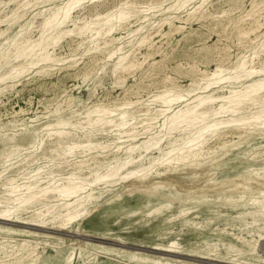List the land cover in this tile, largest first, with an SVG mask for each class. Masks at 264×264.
Listing matches in <instances>:
<instances>
[{"label":"rangeland","instance_id":"obj_1","mask_svg":"<svg viewBox=\"0 0 264 264\" xmlns=\"http://www.w3.org/2000/svg\"><path fill=\"white\" fill-rule=\"evenodd\" d=\"M17 1L0 0V47L3 51L10 52L8 59L11 61L0 60V77L12 68L14 73L12 77L0 80V155L4 156H0V170L10 165L12 161L14 164L4 171L3 178L11 175L21 177L22 173H18V164L21 160L18 164L16 161L30 153L34 160L27 166L26 171H32L40 164L46 167L43 173L51 168L54 169V175L57 178H61L62 175L67 176L71 172L81 177L89 178L88 175H90L91 178L97 171H105L108 164H114L117 157L125 158V148L130 144L139 145L141 141L157 133L166 114L176 110L180 104L192 100L197 91L191 93L185 91L194 88L204 73L207 74L209 70L211 73L215 66L218 67L221 64L223 68H231L236 59L238 60L243 54L242 57L248 60L247 68L255 66L256 70H259L260 67H264V0H255V4H253L254 0H236L237 3L235 0H229L230 2L228 0H191L185 3L187 5L184 4L185 6L177 8L178 0H87L71 11L70 18L61 25L65 31L60 34L58 42L49 47V51H52L57 61L40 62L24 68L20 73L15 72L14 68L19 62L17 58L15 59L14 46L9 45V42L16 38L22 41L29 38L31 41L33 39V42L37 41L42 32L40 27L42 28L44 20L55 8L67 0ZM115 6H123L127 9L126 11L130 12L129 17L120 23L122 27L119 24L111 32L98 39V42L92 40L94 37L90 30L84 33H78L76 30L68 31L75 26L73 24L77 18L76 23L81 25L116 9ZM144 15L146 17H143ZM102 22L95 25L99 26ZM260 32L263 34L260 35ZM114 35L116 39L111 43L103 42L104 38ZM243 41L245 43H241ZM115 46H118L119 50L110 56L109 51ZM122 50L124 51L121 52ZM122 54L129 55L127 59L130 58L135 65L130 68L115 69L114 64L118 56ZM46 69L49 71L47 72ZM257 77L260 76L258 74L254 76V78ZM229 85V82L220 81L214 88L218 93H222L229 90ZM167 88H173L171 93L181 92L184 97L182 96L174 103L170 110L165 111L166 113L157 116L158 120L155 118L156 121L151 122L149 130L144 129L143 126L147 123L146 118L162 107L160 102L155 100L157 94ZM127 102H129V107L127 104L124 107L123 103ZM217 103L220 104V102ZM97 105L112 107V112L108 114L109 119H117L120 111L127 110V119H130H128V125L134 124L138 129L136 139L128 138L113 126L109 127L110 129L93 130L90 140L86 141L83 135L88 130L86 114L90 108L94 109ZM96 113L93 112L92 115L95 114L93 116L96 117L100 114ZM57 118L69 120L67 126L65 125L62 129L70 132L71 139L63 142V148L72 142L87 143L90 146L97 144V146L86 151L79 146L76 148V153L66 156L57 154L59 151H52L53 143L49 140H45L43 144L34 143V135L39 134L46 139L55 132L56 128L52 130L44 126L54 122ZM237 128L236 126H221L218 133L216 131L208 138L204 144L206 147H204L203 155L195 163H173L170 169H166L160 161L164 158L161 157L163 155L152 149L144 151L142 159H137L134 164H130L128 169L135 167L138 163H143L148 169L142 171H146L145 177L121 180L102 192L98 188L95 189L94 195H98L95 206L88 210L86 216L78 224L59 230L50 225L38 228L0 221V225L11 227L17 232H0V242L3 241L8 248L15 247L21 241L34 246L38 244L36 252L40 254V257L33 262L27 261L25 264H63L68 256L70 258L74 256L69 264H178L182 262L233 264L215 259L229 260L237 253L238 246L248 251L252 247L254 249L235 255V257L246 256L251 261L250 264H264V212H253L258 205L264 204V129L253 126H242L238 128L239 130ZM118 132L120 133L117 134ZM174 134L172 136L177 135V133ZM9 136H13L15 141ZM163 143L165 149H168L166 142ZM104 144L109 148L103 149L101 146ZM16 146L18 157H5L7 152ZM63 148L59 149L60 153L63 152ZM142 149L136 150L134 155L137 156L139 150ZM109 152L113 153L109 154ZM151 157L156 158L158 162L150 165ZM79 161H83L81 170L74 165V162ZM19 181H21L20 178ZM0 195H3L2 189H0ZM244 236L247 239H242ZM170 241L180 246L183 253L162 252L152 248L157 243ZM230 244L236 247H233L230 253H226ZM242 259L245 258L242 257Z\"/></svg>","mask_w":264,"mask_h":264},{"label":"bare ground","instance_id":"obj_2","mask_svg":"<svg viewBox=\"0 0 264 264\" xmlns=\"http://www.w3.org/2000/svg\"><path fill=\"white\" fill-rule=\"evenodd\" d=\"M17 1V0H16ZM24 1V0H23ZM87 0H67L62 5L55 8L50 15L44 20L42 24V32L40 33V37L37 41L33 42L29 40H20L12 39L9 42V45L12 44L15 49V59L17 58L18 66L15 72H22L23 69L26 67H30L32 65H36L40 62H51L57 59L54 55L49 51V47L51 45H55L59 38L60 34L63 33V29L61 25H63L69 18L71 11L76 8L77 6L82 5ZM125 1V0H124ZM129 1V0H128ZM162 1V0H161ZM191 0H178L176 4L177 7H181L186 2ZM229 1V0H228ZM255 1V0H254ZM19 1H17L18 3ZM45 2V1H44ZM122 2V1H121ZM230 2V1H229ZM236 2V0H235ZM258 2V1H257ZM164 3V2H163ZM162 3V4H163ZM174 3V2H173ZM180 3V4H179ZM237 3V2H236ZM256 1L253 3L255 4ZM133 4V3H132ZM136 4V3H135ZM134 4V5H135ZM150 4V3H149ZM152 4V3H151ZM155 4V3H154ZM201 4V3H199ZM226 4V3H225ZM228 4V3H227ZM252 4V3H251ZM17 5V4H16ZM29 5V4H27ZM131 5V4H129ZM172 5V4H170ZM187 5V4H185ZM184 5V6H185ZM21 6V5H20ZM126 6V4L124 5ZM137 6V5H136ZM149 6V5H148ZM153 6V5H151ZM162 6V5H160ZM173 6V5H172ZM196 6V5H195ZM204 6V5H203ZM223 6V5H222ZM232 6V5H231ZM234 6V5H233ZM232 6V7H233ZM237 6V5H236ZM261 6V5H260ZM15 7V6H14ZM13 7V8H14ZM19 7V6H18ZM26 7V6H23ZM28 7V6H27ZM26 7V8H27ZM116 7V6H115ZM127 7H129L127 5ZM133 7V5H132ZM230 7V6H229ZM228 7V8H229ZM130 8V7H129ZM136 8V7H135ZM149 8V7H148ZM148 8H146L148 10ZM154 8V6H153ZM169 8V7H168ZM175 8V7H174ZM172 8V9H174ZM183 8V7H182ZM202 8V7H201ZM17 9V8H16ZM160 9V8H159ZM180 9V8H178ZM205 9V8H204ZM227 7L225 8V10ZM257 9V8H256ZM259 9V8H258ZM110 10V9H109ZM123 6H117L116 9L108 11L102 15L97 16L95 19L90 21L84 22L81 25H78L77 19L76 22L73 24L75 25L72 29L68 31H78V33L88 32V30L92 31V40L97 41L100 39L104 34L111 32L114 28H116L121 22L129 17L130 12L126 11ZM176 10V9H175ZM174 10V11H175ZM193 10V9H192ZM200 10V9H199ZM198 10V11H199ZM15 11V10H14ZM13 11V12H14ZM132 11V10H131ZM146 11V10H143ZM197 11V12H198ZM251 11V10H250ZM255 11V10H254ZM258 11V10H257ZM12 12V11H11ZM12 12V13H13ZM45 12V11H44ZM43 12V13H44ZM196 12V11H195ZM223 12V10H222ZM8 13V12H7ZM27 13V12H25ZM138 13V12H137ZM141 13V12H140ZM144 13V12H143ZM191 12H189L190 14ZM203 13V12H202ZM201 13V14H202ZM218 13V12H217ZM227 13V12H226ZM252 13V12H251ZM256 13V12H254ZM9 14V13H8ZM39 14V13H38ZM152 14H154L152 12ZM192 14V13H191ZM196 14V13H195ZM216 14V13H215ZM137 15V14H136ZM214 15V14H213ZM218 15V14H217ZM254 15V14H253ZM252 15V17H253ZM205 16V15H204ZM212 16V15H211ZM240 16V15H239ZM255 16V15H254ZM261 16V15H260ZM3 17V16H2ZM8 17V16H7ZM6 17V18H7ZM132 16H130L131 18ZM143 17H146L144 15ZM190 17V16H189ZM196 17V16H195ZM218 17V16H217ZM259 17V16H257ZM256 17V18H257ZM17 18V17H16ZM81 18V17H80ZM169 18V17H168ZM214 18L215 15H214ZM233 18V17H232ZM231 18V20H232ZM241 18V17H240ZM251 18V17H250ZM261 18V17H260ZM4 19V18H3ZM2 19V21H3ZM15 19V18H14ZM13 19V20H14ZM18 19V18H17ZM193 19V18H192ZM191 19V20H192ZM195 19V18H194ZM204 19V18H202ZM239 19V18H238ZM244 19V18H243ZM190 20V19H189ZM100 21H103L99 26H96ZM135 21V20H134ZM141 21V20H140ZM143 21V20H142ZM235 21V20H234ZM165 22V21H164ZM166 22H168L166 20ZM171 22V21H170ZM240 22V21H239ZM242 22V21H241ZM264 22V21H263ZM1 23V21H0ZM79 23V22H78ZM162 23V22H161ZM94 24V25H93ZM96 24V25H95ZM230 24V23H229ZM252 24V23H250ZM256 24V23H255ZM259 24V23H258ZM121 25V24H120ZM143 25V24H142ZM179 26V24H177ZM236 25V24H235ZM144 26V25H143ZM142 26V27H143ZM160 26V25H158ZM162 26V25H161ZM181 26V25H180ZM257 26V25H256ZM30 27V26H29ZM66 27V26H65ZM122 27V25H121ZM140 27V26H139ZM235 27V26H234ZM249 27V25H248ZM254 27V25H253ZM183 28V27H181ZM258 28V27H257ZM138 29V28H137ZM136 29V30H137ZM159 29V28H158ZM164 29V27H163ZM179 29V28H178ZM3 30V29H2ZM141 30V29H140ZM153 30V29H152ZM175 30V29H173ZM181 30V29H180ZM179 30V31H180ZM239 30V29H238ZM245 30V29H244ZM257 30V29H256ZM115 31V30H114ZM151 31V30H150ZM160 31V30H159ZM158 31V32H159ZM176 31V30H175ZM235 31V30H234ZM250 31V30H249ZM24 32V31H22ZM27 32V31H26ZM67 32V31H66ZM65 32V33H66ZM247 32V31H246ZM21 33V32H20ZM155 33V32H154ZM173 33V32H172ZM25 34V33H24ZM23 34V35H24ZM142 34V32H141ZM159 34V33H157ZM169 34V32H168ZM244 35V32L242 33ZM256 34V33H255ZM259 34V33H258ZM263 34V32H262ZM260 32V35H262ZM80 35V34H79ZM140 35V34H139ZM251 35V34H250ZM28 36V35H27ZM84 36V35H83ZM108 36V35H107ZM168 36V35H167ZM236 36V35H235ZM241 36V34H240ZM239 36V37H240ZM247 36V35H246ZM258 36V35H257ZM88 37V36H87ZM91 37V38H92ZM152 37V35H151ZM150 37V38H151ZM256 37V35H255ZM28 38V37H27ZM148 38V37H147ZM36 39V38H35ZM116 39L115 35L111 36L110 38H104L103 42L105 44H109ZM246 39V38H245ZM258 39V38H257ZM91 40V41H92ZM147 40V39H146ZM149 40V39H148ZM243 40V39H242ZM14 43H13V42ZM86 41V40H85ZM99 41V40H98ZM97 41V42H98ZM102 41V40H101ZM100 41V42H101ZM247 41V40H246ZM254 41V40H253ZM78 42V41H77ZM145 42V40H144ZM153 42V41H152ZM257 42V41H256ZM93 43V42H92ZM148 43V42H146ZM237 43V42H236ZM240 43V42H239ZM241 43H245L244 41ZM82 44V43H81ZM88 44V43H87ZM130 44V43H129ZM139 44V43H138ZM149 44V43H148ZM58 45V44H57ZM95 45V44H94ZM97 45V44H96ZM95 45V46H96ZM122 45V44H121ZM142 45V44H141ZM146 45V44H145ZM151 45V44H150ZM243 45V44H241ZM52 46V47H53ZM89 46V45H88ZM105 46V45H104ZM129 46V45H128ZM149 46V45H148ZM83 47V44H82ZM92 47V46H90ZM100 47V46H99ZM136 47V46H135ZM245 47V46H244ZM264 47V46H263ZM13 48V47H12ZM11 48V49H12ZM55 48V47H54ZM133 48V47H132ZM143 48V47H142ZM148 48V47H147ZM201 48V47H200ZM248 48V47H246ZM256 48V47H255ZM254 48V49H255ZM99 49V48H98ZM124 49V46H123ZM149 49V48H148ZM228 49V48H227ZM52 50V49H51ZM92 50V49H91ZM94 50V49H93ZM119 50L118 46L113 47L109 51V55L112 56L115 52ZM133 50V49H132ZM139 50V48L137 49ZM152 50V49H151ZM246 50V49H245ZM248 50V49H247ZM88 51V50H87ZM90 51V50H89ZM95 51V50H94ZM122 50L121 52H123ZM135 51V50H133ZM149 51V50H148ZM157 51V50H155ZM252 51V50H251ZM260 51V50H259ZM131 52V51H130ZM244 52V51H243ZM254 52V51H253ZM13 53V52H12ZM81 53V52H80ZM89 53V52H87ZM153 53V52H152ZM165 53V51H164ZM10 52L5 50L3 51L0 47V60H7V62H11L9 57ZM128 54H130L128 52ZM261 54V53H260ZM58 55V54H57ZM107 55V57L109 56ZM147 55V54H146ZM244 55V54H243ZM242 55V56H243ZM253 55V54H252ZM257 55V54H256ZM61 56V55H60ZM129 55H119L114 66L115 69L122 67V68H130L133 65L132 60L127 59ZM134 57V55H132ZM138 56V55H137ZM240 57L236 62L232 65L231 68H223L221 65L218 67L215 66V69L210 73L211 70L208 71L207 74L201 78V80H197V84L194 88H190L188 93L192 91L195 92L192 100H188L190 102H184L176 108V110H172L168 114L164 116V119L161 123L160 130L157 133H153L147 140L144 139L140 142L139 145L137 144H130L127 148H125V158H116L114 164H108L106 170L103 172L97 171L93 177H81L73 172L69 173V175L61 178H57L54 175V169H50L49 171L44 172L45 165H37L32 171H26L27 166L31 164V161L34 160L32 157V153L28 154L27 156L23 157L22 159H17L18 162V173H22L21 177L18 175L14 176H6L4 171L9 167L13 166L14 164L7 165L4 169L0 170V189H2L3 195H0V221L8 222V223H18L29 227H45L50 225L51 227L60 229H67L74 224H78L87 214L88 210L95 206V200L98 198V195H94L95 189H100V191H104L105 188L118 183L121 180H130L133 178H144L146 175V171L142 172L146 169V166L143 163H138L135 167L128 169L130 164H134L137 159H142L144 151H148L150 149L156 150L159 152L161 157H164L161 161L162 165L164 164L166 169H170L172 164H182V163H195L198 161L201 155H203L204 144L208 140L209 137L214 135L221 126H236V127H257L259 129H264V67H260L259 70H256L255 66L247 68V61L244 57ZM247 56V55H245ZM263 56V55H262ZM72 57V56H71ZM76 57V56H74ZM98 57V56H97ZM255 57V56H254ZM257 57V56H256ZM10 58V57H9ZM111 58V57H110ZM147 58V57H146ZM261 58V57H260ZM259 58V59H260ZM13 59V58H12ZM19 59V61H18ZM97 59V58H96ZM102 59V58H101ZM127 59V61H126ZM223 59V58H222ZM221 59V60H222ZM65 60V59H64ZM99 60V59H97ZM145 60V59H144ZM224 60V59H223ZM222 60V61H223ZM252 60V59H251ZM258 60V59H257ZM55 61V62H56ZM96 61V60H95ZM235 61V60H234ZM259 61V60H258ZM2 62V61H1ZM256 62V61H255ZM14 63V62H12ZM11 63V64H12ZM98 63V62H97ZM140 63V62H139ZM258 63V62H257ZM9 64V63H8ZM137 64V63H136ZM224 64V63H223ZM231 64V63H230ZM1 65V64H0ZM3 65V64H2ZM264 66V65H263ZM3 67V66H2ZM1 67V68H2ZM95 67V66H94ZM142 67V65H141ZM193 67V66H192ZM229 67V66H227ZM62 68V67H61ZM87 68V67H86ZM93 68V67H92ZM196 68V67H195ZM44 69V67L42 68ZM47 70V69H46ZM86 70V69H85ZM13 68L12 70L5 72L1 77L0 80L6 79L8 77L13 76ZM41 71V70H39ZM49 70H47L48 72ZM123 71V70H122ZM46 72V73H47ZM86 72V71H85ZM129 72V71H127ZM206 72V71H205ZM16 73V74H19ZM24 73V72H23ZM190 73V72H189ZM188 73V75H190ZM198 73V72H197ZM22 74V73H21ZM89 74V73H88ZM87 74V77H88ZM260 77L254 78V76ZM167 75V74H166ZM187 75V73H186ZM262 75V76H261ZM85 76V75H84ZM90 76V75H89ZM122 76V75H121ZM86 77V78H87ZM120 77V76H119ZM165 77V76H164ZM191 77V75H190ZM199 77V76H198ZM164 80V79H163ZM166 80V79H165ZM174 82V80H172ZM171 81V83H172ZM196 81V80H195ZM229 82V90L227 92L218 93L214 88L219 82ZM170 82V81H169ZM165 83V82H164ZM191 83V82H190ZM217 83V84H216ZM237 83H240L237 85ZM168 84V83H166ZM175 84V83H174ZM193 84V81H192ZM164 85V84H163ZM140 86V85H138ZM168 86V85H167ZM189 86V85H188ZM8 87V86H7ZM10 87V86H9ZM178 87V86H177ZM175 88V87H174ZM187 88V87H186ZM140 89V87H139ZM173 89V88H172ZM171 88L165 89L160 94H157V98L155 100L160 102L162 107L158 108L156 111L151 113L147 118V123L143 126L144 129L149 130L151 128V122L160 114L162 115L165 111H168L172 108L173 104L176 103L183 95L181 92L171 93ZM182 89V88H180ZM162 90V89H161ZM176 90V89H175ZM174 90V91H175ZM182 91V90H181ZM156 93V92H155ZM193 94V93H192ZM191 95V94H189ZM156 97V95H155ZM184 97V96H183ZM69 100V99H68ZM67 100V101H68ZM129 100V99H127ZM126 100V101H127ZM149 100V98H148ZM154 100V99H153ZM154 100V101H155ZM131 101V100H130ZM152 101V100H151ZM73 102V101H72ZM139 102V101H138ZM149 102V101H147ZM146 102V103H147ZM153 102V101H152ZM217 102H220L217 103ZM99 103V102H98ZM101 103V102H100ZM129 102L123 103L129 107ZM156 103V102H155ZM63 104V103H62ZM71 104V103H70ZM69 104V105H70ZM104 104V103H103ZM112 104V103H110ZM117 104V103H116ZM132 104V102H131ZM136 104V103H135ZM67 105V104H66ZM126 105V106H127ZM151 105V104H150ZM61 106V105H60ZM106 106V105H105ZM103 106H96L94 109L90 108L87 112V124L88 130L84 132V136L86 137V141L90 140V137L93 135V130L95 129H110L109 127H117V130H120L122 134H125L130 139H136L137 136L136 126L134 124L128 125V111L122 110L120 111L119 117L115 120L113 118L109 119L108 114L112 112V107H105ZM116 106V105H115ZM113 106V108L115 107ZM131 106V105H130ZM118 107V106H117ZM144 107V106H143ZM150 108V107H149ZM174 108V107H173ZM48 109V108H47ZM73 109V108H72ZM156 109V108H155ZM141 110V109H139ZM149 110V109H148ZM250 110V111H249ZM76 111V110H75ZM135 111V110H134ZM147 111V110H146ZM151 111V110H150ZM93 112H97L98 114L96 117L92 115ZM136 112V111H135ZM134 112V114H135ZM118 113V112H117ZM146 113V112H145ZM149 113V112H148ZM166 113V112H165ZM49 114V113H48ZM116 114V113H114ZM85 115V114H84ZM112 115V114H111ZM132 115V114H131ZM38 116V115H37ZM145 116V115H144ZM161 117V116H160ZM73 118V117H72ZM131 118V116H130ZM136 118V117H135ZM134 118V119H135ZM71 119V118H70ZM75 119V117H74ZM79 119V117H78ZM77 119V120H78ZM157 119V118H156ZM115 120V121H114ZM130 120V119H129ZM158 120V119H157ZM21 121V120H20ZM73 121V120H72ZM84 121V120H83ZM132 121V120H131ZM137 121V120H136ZM144 121V120H143ZM156 121V120H154ZM18 122V121H17ZM130 122V121H129ZM21 123V122H18ZM69 123L68 119L64 118H57L54 122L47 123L44 127L46 129L56 128L55 132L46 139L44 136H40L39 134L34 135L33 142L41 144L45 140H49L53 143L51 145V150L59 151L57 154H64L69 156L71 154L76 153V148L81 146L83 151L95 148L97 144L94 146L87 145V143L79 144L76 142H72L69 145H66V148H63L62 144L64 141L71 139L69 135V131H66L65 125ZM132 123V122H130ZM129 123V124H130ZM82 124V123H81ZM143 124V123H141ZM53 126V127H52ZM55 126V127H54ZM139 126V125H138ZM2 127V126H1ZM42 127V128H44ZM72 127V126H71ZM81 127V126H80ZM114 127V128H115ZM41 128V129H42ZM79 128V126H78ZM138 128V127H137ZM237 128V129H238ZM87 129V128H86ZM141 128H139L140 130ZM156 129V128H155ZM236 129V130H237ZM53 130V129H52ZM85 130V129H83ZM113 130V129H111ZM239 130V129H238ZM228 131V130H227ZM226 131V132H227ZM234 131V129H233ZM50 133V131H47ZM118 132L117 134H119ZM144 132V131H143ZM146 132V131H145ZM150 132V131H148ZM224 132V131H222ZM230 132V131H229ZM228 132V134H229ZM235 132V131H234ZM8 133V132H6ZM105 133V131H103ZM177 133L176 136H174ZM78 134V133H77ZM95 134V133H94ZM144 134V133H143ZM146 134V133H145ZM172 134H174L172 136ZM236 134V133H235ZM46 135V134H45ZM79 135V134H78ZM96 135V134H95ZM99 135V134H97ZM244 135V134H243ZM72 136V135H71ZM76 136V135H75ZM116 136V135H115ZM124 136V135H123ZM222 136V135H221ZM227 136V135H226ZM10 139L14 137L9 136ZM84 137V138H85ZM140 137V136H139ZM218 137V135H217ZM224 137V136H222ZM83 138V137H82ZM81 138V139H82ZM120 137H118L119 139ZM138 138V137H137ZM216 138V137H213ZM4 139V138H3ZM2 139V140H3ZM15 139V138H14ZM13 139V140H14ZM79 139V138H78ZM11 140V141H13ZM124 140V139H123ZM215 140V139H214ZM220 140V137H219ZM15 141V140H14ZM78 141V140H77ZM82 141V140H81ZM84 141V140H83ZM85 141V142H86ZM94 141V140H93ZM166 142V146L168 149H165L164 143ZM222 141V140H221ZM70 142V141H69ZM80 142V141H79ZM99 142V141H98ZM112 142H114L112 140ZM216 142V141H215ZM45 143V142H44ZM65 143V142H64ZM100 143V142H99ZM219 143V142H217ZM43 144V143H42ZM94 144V143H93ZM101 144V143H100ZM108 144V142H107ZM210 144V143H209ZM65 145V144H64ZM9 146V145H7ZM6 146V147H7ZM15 146V145H14ZM39 146V145H38ZM118 146V145H117ZM116 146V147H117ZM209 146V145H208ZM19 147V145H18ZM18 147H13L10 151L7 152L5 157L14 156L18 157ZM63 148V152L60 153V148ZM103 149L108 147V145L101 146ZM121 147V146H120ZM123 147V146H122ZM226 147V146H225ZM24 148V147H23ZM37 148V147H36ZM50 148V147H49ZM99 148V147H98ZM118 148V147H117ZM143 148V149H142ZM222 148V146L220 147ZM224 148V146H223ZM32 149V148H31ZM138 149V155L135 156L134 152ZM30 150V149H29ZM62 150V149H61ZM81 150V151H82ZM118 150V149H116ZM31 151V150H30ZM55 151V152H56ZM93 151V150H92ZM113 151V150H112ZM216 151V150H215ZM218 151V149H217ZM50 152V151H49ZM79 152V151H78ZM88 152V151H87ZM86 152V153H87ZM116 152V151H115ZM114 152V153H115ZM118 152V151H117ZM206 152V151H205ZM214 152V151H213ZM82 153V152H81ZM113 153V152H109ZM153 153V152H152ZM209 153V152H208ZM46 154V153H45ZM53 154V153H52ZM101 155L100 153H98ZM151 154V153H150ZM212 154V153H211ZM2 155V154H1ZM0 155V156H1ZM85 155V153H84ZM94 155V154H93ZM92 155V156H93ZM105 155V153H104ZM108 155V154H107ZM106 155V156H107ZM146 155V154H144ZM148 155V154H147ZM153 155V154H152ZM151 155V156H152ZM207 155V154H205ZM204 155V156H205ZM3 156V155H2ZM49 156V155H48ZM63 156V155H62ZM96 156V155H95ZM4 157V156H3ZM22 157V156H21ZM32 157V158H31ZM57 157V156H56ZM59 157V156H58ZM87 157V156H86ZM86 157H84L86 159ZM89 157V156H88ZM94 157V156H93ZM263 157V156H262ZM20 158V157H19ZM46 158V157H44ZM52 158V157H51ZM50 158V160H51ZM55 158V157H54ZM61 158V156H60ZM152 158V159H151ZM149 164H155L156 158L151 157ZM158 158V157H157ZM203 158V157H202ZM48 159V158H47ZM57 159V158H56ZM83 159V158H82ZM1 160V158H0ZM4 160V159H3ZM8 160V159H6ZM14 160V159H13ZM37 160V159H36ZM66 160V158H65ZM69 160V159H68ZM67 160V161H68ZM94 160V159H93ZM47 161V160H46ZM54 161V160H53ZM52 161V162H53ZM66 161V162H67ZM87 161V160H85ZM102 161V160H100ZM99 161V162H100ZM109 161V160H108ZM148 161V160H147ZM10 162V161H9ZM36 162V161H35ZM96 162V161H95ZM94 162V163H95ZM97 162V163H99ZM103 162V161H102ZM106 162V161H105ZM144 162V160H143ZM158 162V161H157ZM34 163V162H33ZM49 163V162H48ZM51 163V162H50ZM70 163V162H69ZM87 163V162H86ZM90 163V162H88ZM87 163V164H88ZM61 164V163H60ZM83 161L74 162V165L77 169L82 168ZM85 164V163H84ZM86 164V167H87ZM53 164H51L52 166ZM59 165V164H58ZM73 165V164H72ZM71 165V166H72ZM73 165V166H74ZM90 165V164H89ZM1 166V165H0ZM93 166V165H91ZM96 166V165H95ZM104 166V165H103ZM148 166V165H147ZM177 166V165H176ZM85 167V168H86ZM11 168V167H10ZM46 168V167H45ZM54 168V167H53ZM100 168V167H99ZM98 168V169H99ZM150 168V166H149ZM155 168V167H154ZM153 168V169H154ZM74 169V168H73ZM158 169V168H156ZM60 171L59 169H57ZM65 170V169H64ZM85 170V169H84ZM90 170V169H89ZM148 170V169H146ZM260 170V169H259ZM66 171V170H65ZM151 171V170H150ZM149 171V172H150ZM142 172V173H140ZM148 172V173H149ZM256 172V171H255ZM4 173V174H3ZM167 173V172H166ZM57 174V173H56ZM80 174V173H79ZM84 174V173H82ZM81 174V175H82ZM164 174V173H163ZM60 177V176H58ZM260 177V176H259ZM19 178L21 181H19ZM166 181V180H165ZM241 183V182H239ZM157 185V184H156ZM240 185V184H239ZM238 185V186H239ZM125 186V185H124ZM161 186V185H160ZM242 186V185H240ZM246 187H248L246 185ZM250 187V186H249ZM248 187V188H249ZM253 188L255 186H252ZM134 188V186H132ZM236 188V187H235ZM234 190V188H233ZM238 190V189H236ZM241 190V189H240ZM244 190V189H242ZM198 191V190H197ZM239 191V190H238ZM179 196V195H178ZM246 197V196H245ZM244 197V198H245ZM209 198V197H208ZM214 198V197H213ZM230 198V197H228ZM264 198V197H263ZM203 199V198H202ZM207 199V198H206ZM234 199V198H233ZM195 200V199H194ZM198 200V199H197ZM218 200V199H217ZM240 200V199H239ZM254 200V199H253ZM258 201L260 200L257 199ZM189 202V201H188ZM234 202V201H232ZM252 202V201H251ZM257 202V201H256ZM167 203V202H166ZM164 204V203H163ZM245 204V203H244ZM187 207V206H186ZM185 208V207H184ZM160 209V208H158ZM196 209V208H195ZM153 210V209H152ZM180 210V209H179ZM188 210V209H186ZM185 210V211H186ZM216 210V209H215ZM253 210V209H252ZM156 212L158 210H155ZM192 211V210H191ZM26 212V213H25ZM248 212V211H247ZM254 213H263L264 212V204L258 205V208L253 211ZM150 213V212H148ZM153 213V212H151ZM182 213V212H181ZM187 213V212H186ZM222 213V212H221ZM242 213V212H241ZM249 213V212H248ZM180 214V213H179ZM183 214V213H182ZM251 214V213H250ZM150 215V214H149ZM253 215V214H251ZM180 216V215H179ZM255 216V215H253ZM261 216V215H260ZM262 217V216H261ZM175 218H178L175 216ZM259 218V217H258ZM257 219V218H256ZM172 220V219H171ZM214 220V219H212ZM248 220V219H247ZM251 221V220H250ZM249 221V222H250ZM253 221V220H252ZM213 222V221H212ZM256 222V221H255ZM258 222V221H257ZM260 222V221H259ZM258 222V223H259ZM188 223V222H187ZM251 223V222H250ZM236 224V223H235ZM197 225V224H196ZM207 225V224H206ZM251 225V224H250ZM165 226V225H164ZM261 227V226H258ZM263 227V226H262ZM50 229V228H49ZM53 229V228H52ZM263 229V228H262ZM56 230V229H55ZM261 230V228H260ZM29 231V230H26ZM247 231V230H246ZM0 232H10V233H17L11 227H7L5 225H0ZM62 232V231H61ZM71 232V231H70ZM77 232V231H76ZM249 232V231H248ZM253 233V231H252ZM251 234V233H250ZM264 235V234H263ZM199 236V235H198ZM236 236V235H234ZM241 236V234L239 235ZM261 236V235H260ZM240 239V238H239ZM242 239H247L242 238ZM252 239V238H251ZM206 242V241H205ZM219 242V241H218ZM209 243V242H208ZM225 243V242H223ZM222 243V245H224ZM244 243V242H243ZM249 243V242H248ZM37 244V243H36ZM245 244V243H244ZM247 244V243H246ZM251 244V243H250ZM3 241L0 242V264H25L27 261L33 262L40 257L36 252V246L29 244L25 241H21L15 245V247L11 246V248L6 247ZM215 245V244H214ZM248 245V244H247ZM253 245V244H251ZM217 246V245H216ZM229 250L226 253H230L233 251L234 245L230 244ZM213 247V246H212ZM215 247V246H214ZM236 247V246H235ZM234 247V248H235ZM146 248V247H144ZM153 249L159 250L162 252H182V248L177 246L175 242H168V243H157L156 245L152 246ZM205 248V247H203ZM219 248V247H218ZM215 249V248H214ZM254 247L250 248L253 250ZM256 249V248H255ZM235 250V249H234ZM249 250V251H250ZM211 251V250H210ZM237 253L236 256L239 254H244L246 251L245 248H236ZM248 251V252H249ZM214 252V251H213ZM217 252V251H216ZM253 252V251H252ZM234 253V252H233ZM171 254V253H169ZM185 254V253H184ZM230 255V254H228ZM227 255V256H228ZM230 257L229 260H225L223 258L215 259L221 262H229L233 264H250L251 261L248 260L246 256H239V257ZM205 256V255H204ZM225 256V255H224ZM74 257V256H73ZM71 257V258H73ZM180 257V256H179ZM208 257V256H205ZM245 258V259H242ZM70 256H68L63 264H69ZM200 259V258H199ZM187 260V259H186ZM147 261V260H146ZM203 261V260H201ZM216 262V261H215ZM210 263V262H209ZM80 264V263H79ZM178 264H193L188 262H182ZM218 264V263H217ZM227 264V263H226ZM260 264V263H259Z\"/></svg>","mask_w":264,"mask_h":264}]
</instances>
